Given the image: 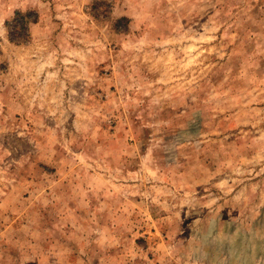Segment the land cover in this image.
Segmentation results:
<instances>
[{
  "label": "rangeland",
  "instance_id": "obj_1",
  "mask_svg": "<svg viewBox=\"0 0 264 264\" xmlns=\"http://www.w3.org/2000/svg\"><path fill=\"white\" fill-rule=\"evenodd\" d=\"M0 264H264V0H0Z\"/></svg>",
  "mask_w": 264,
  "mask_h": 264
},
{
  "label": "crops",
  "instance_id": "obj_2",
  "mask_svg": "<svg viewBox=\"0 0 264 264\" xmlns=\"http://www.w3.org/2000/svg\"><path fill=\"white\" fill-rule=\"evenodd\" d=\"M31 259H33V258H32V257H29L28 254H26V256H24V258L21 257L20 263H21V262H22V263H27V262H29ZM44 259H45V258H44Z\"/></svg>",
  "mask_w": 264,
  "mask_h": 264
}]
</instances>
